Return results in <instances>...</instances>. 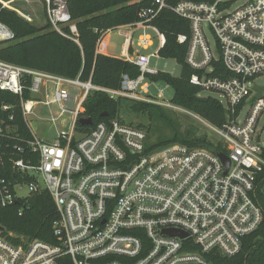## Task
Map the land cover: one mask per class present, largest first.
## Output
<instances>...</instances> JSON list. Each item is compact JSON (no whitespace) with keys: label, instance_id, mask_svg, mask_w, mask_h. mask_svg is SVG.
Listing matches in <instances>:
<instances>
[{"label":"built area","instance_id":"2783aa9c","mask_svg":"<svg viewBox=\"0 0 264 264\" xmlns=\"http://www.w3.org/2000/svg\"><path fill=\"white\" fill-rule=\"evenodd\" d=\"M32 1L47 3L51 27L77 41L64 0ZM146 2L137 21L114 29L128 30L120 58L139 69L135 77L122 74L117 88L0 60V90L19 97L32 134L23 141L10 124L0 123V137L12 138L13 149L22 154L12 161V179L0 173V206L45 191L57 213L54 242L0 225V264H63L64 257V264H213L209 255L234 256L244 237L262 223L263 212L251 195L264 169L258 131L264 97L256 96L251 81L264 74V0ZM163 10L188 21V33H179L177 42L187 44L185 62L195 70L189 82L223 97L218 99L226 111L221 126L195 115L219 136L213 145L152 146L146 143L145 128L119 118L79 123L85 118L84 102L94 91L111 99L177 108L160 100L162 90L150 94V76L159 71L149 61L165 44L164 33L152 22ZM155 38L154 52L138 50L153 46ZM14 39L0 21V41ZM61 118L66 127L51 140L30 129L31 120L48 125ZM220 153L228 158V167Z\"/></svg>","mask_w":264,"mask_h":264},{"label":"trees","instance_id":"16d2710c","mask_svg":"<svg viewBox=\"0 0 264 264\" xmlns=\"http://www.w3.org/2000/svg\"><path fill=\"white\" fill-rule=\"evenodd\" d=\"M146 1L64 0L77 29V41L55 31L49 22L38 27L21 17L15 10L2 7L0 3V21L15 35L13 41H0V60L69 78L80 75L82 80L91 78L98 86L117 88L122 74L127 73L135 77L139 74V69L135 64L122 58L98 52V44L107 32L137 21L138 12L146 6ZM152 23L165 35V44L159 50V56L175 59L181 66V74L175 77L159 71L150 78L154 82L163 81L173 88L171 101L174 104L192 111L216 127L221 126L226 121L223 105L217 98L199 96L201 89L189 82V77L195 70L185 62L187 44L177 42L179 33H188V21L176 16L170 10H163ZM63 31L69 35L67 26L63 27ZM127 31L123 29L119 33L124 35ZM110 39L111 35L102 43L101 47L104 50H110ZM120 50L122 52L121 46ZM25 98L28 96L25 95ZM3 105H7L9 109L3 110ZM121 108L147 113L149 119L153 117V112H156L159 118L172 128L169 137L153 142L152 146L173 142L196 146L207 142L203 136L194 137L190 131H181L160 106L121 98L111 99L99 91L88 95L83 105L82 116L91 118L93 125L110 118H119L123 122L124 120L118 115ZM2 122L3 127L10 124L15 129L13 132L15 136L23 141L32 138L21 115L19 97L5 90H0V123ZM135 125L145 128L148 133L149 127L146 128L141 123ZM0 142L3 143L0 147L2 162L0 173L5 178L12 179L15 175L12 171V161L22 157V154L13 149L12 138L0 137ZM7 143L9 146H6ZM262 157L264 159V148ZM251 196L263 212L262 223L254 232L244 237L241 250L234 256L225 257L217 252L209 255L213 264H264V169L257 174L255 190ZM56 217L55 205L45 191L33 193L6 207L0 206V225L6 230L47 242H54L52 223ZM66 258L64 257L60 262L64 264Z\"/></svg>","mask_w":264,"mask_h":264},{"label":"rangeland","instance_id":"374dc122","mask_svg":"<svg viewBox=\"0 0 264 264\" xmlns=\"http://www.w3.org/2000/svg\"><path fill=\"white\" fill-rule=\"evenodd\" d=\"M1 6L9 8L11 10H15L21 17L26 19L27 21L33 22L36 26L42 27L46 25L49 20L47 17L46 9L47 3L44 1H32V0H1ZM205 32L207 34L208 40L212 46H214V37L213 34L209 31L208 27H205ZM111 35V48L108 50L110 53L117 55L116 57L120 56L121 50L120 45L124 40V35L119 33V30H112L109 33L105 34L103 37L100 46L102 43ZM138 35V32L134 34V37ZM154 44L147 50H142L143 53L149 54L154 52L157 47V40L156 38L153 40ZM149 65L162 72H167L172 76L178 77L181 74V66L178 64L175 59L172 58H163L161 56L151 57L149 61ZM264 86V74L258 77H255L251 81V88L256 90V87ZM162 90L163 97L160 100L164 102H169L173 106L177 108H168L163 107L162 110L164 113L170 117L173 121V124L176 127H179L181 131H190L191 135L194 137L203 136L207 142L203 143L202 145H213L219 139V136L215 131H213L203 120L196 117L195 113L190 110H187L181 106L174 104L171 99L173 97V88L163 81H156L151 82L150 84V94L156 96L158 93L157 91ZM199 96L206 97L211 96L223 101V97L220 96L218 93H214L209 90H200L198 93ZM39 108V112L42 110L41 107ZM53 114H55L54 110ZM246 109L243 111V113ZM38 112V110H37ZM121 118L126 123L132 124H143L146 128L149 127V131L146 138L147 144H153L155 141H159L162 139H166L171 135L172 128L169 125H166L165 122L159 118V114L153 112V117L149 119L148 114L138 113L129 109L121 108L119 110V114ZM203 119V118H202ZM205 120V119H204ZM66 120L65 118L58 119L56 122H48V125L41 124L35 120L30 121V129L33 134L36 135L38 138H43L46 140H51L56 133V130H64L66 127ZM258 131L261 135V143L264 144V112L258 124ZM200 146V145H199Z\"/></svg>","mask_w":264,"mask_h":264},{"label":"water","instance_id":"95a60500","mask_svg":"<svg viewBox=\"0 0 264 264\" xmlns=\"http://www.w3.org/2000/svg\"><path fill=\"white\" fill-rule=\"evenodd\" d=\"M256 96L258 98L264 97V86L257 87ZM102 116H106V114H102ZM79 123L82 125H90L92 123V120L91 118H80ZM219 157L222 160V162L225 164V166L228 167V163H229L228 158L222 153L219 154ZM170 233L171 235H174L175 232H170Z\"/></svg>","mask_w":264,"mask_h":264},{"label":"crops","instance_id":"0c3cea01","mask_svg":"<svg viewBox=\"0 0 264 264\" xmlns=\"http://www.w3.org/2000/svg\"><path fill=\"white\" fill-rule=\"evenodd\" d=\"M98 52L103 53V54H106V55L115 56V57L117 56V55H114V54L110 53L108 50H104V48H102L100 45L98 47ZM120 56H121V54H120ZM120 56H118V57L120 58Z\"/></svg>","mask_w":264,"mask_h":264}]
</instances>
